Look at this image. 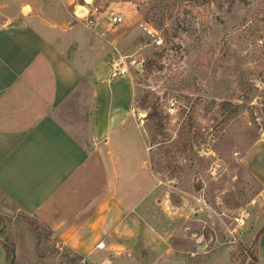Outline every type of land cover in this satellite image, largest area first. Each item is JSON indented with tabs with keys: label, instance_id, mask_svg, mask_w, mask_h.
Returning a JSON list of instances; mask_svg holds the SVG:
<instances>
[{
	"label": "rangeland",
	"instance_id": "obj_1",
	"mask_svg": "<svg viewBox=\"0 0 264 264\" xmlns=\"http://www.w3.org/2000/svg\"><path fill=\"white\" fill-rule=\"evenodd\" d=\"M90 2L52 6L68 11V25L84 26L75 18L81 6L97 7L103 19L117 14L125 20L113 35L122 38L118 59L133 82V103L119 133L122 152L112 148L104 157L112 155L133 185L151 187L165 229L175 230L174 244L202 237L207 248L228 244L230 264H264V233L254 241L264 222V0ZM235 27L239 32L222 41ZM90 107L89 84L82 82L53 117L89 145ZM140 171L148 183L136 176ZM241 213L247 214L241 239L229 244ZM0 239L14 258L7 264H87L1 191Z\"/></svg>",
	"mask_w": 264,
	"mask_h": 264
},
{
	"label": "crops",
	"instance_id": "obj_2",
	"mask_svg": "<svg viewBox=\"0 0 264 264\" xmlns=\"http://www.w3.org/2000/svg\"><path fill=\"white\" fill-rule=\"evenodd\" d=\"M58 1L0 0V191L87 264H230L226 243L174 244L151 187L133 185L122 160L118 172L116 159L104 157L122 152L119 133L133 103L132 80L110 78L121 26L68 25V11L52 6ZM82 82L89 145L53 117ZM136 176L149 181L145 172ZM0 264H7L1 239Z\"/></svg>",
	"mask_w": 264,
	"mask_h": 264
},
{
	"label": "built area",
	"instance_id": "obj_3",
	"mask_svg": "<svg viewBox=\"0 0 264 264\" xmlns=\"http://www.w3.org/2000/svg\"><path fill=\"white\" fill-rule=\"evenodd\" d=\"M83 2L88 5L92 2H87L83 0ZM79 9H84V13H79L75 11V18L77 21L82 23L87 28H94L98 25L102 17V13L99 11L97 7L92 6L91 8H86L85 6L79 7ZM107 21V24L110 27H117V26H123L125 25V20L122 16H119L117 14H110L109 16H105L104 18ZM140 27L143 29V31L149 35L152 38H155L157 36L156 31L153 28H150L149 26H143L140 24ZM155 41V40H154ZM156 45H161V41L157 40L155 41ZM128 77V71L124 65H122L121 60L117 59L114 63H112V71L110 74L111 79H117V78H126ZM247 218V214L241 213L238 217L234 218L233 221L235 225L231 230H229V244H236L238 240L241 239L242 236V227L245 224ZM196 241L199 245H203L202 237H195ZM104 247L103 243H99L96 248L102 249Z\"/></svg>",
	"mask_w": 264,
	"mask_h": 264
},
{
	"label": "trees",
	"instance_id": "obj_4",
	"mask_svg": "<svg viewBox=\"0 0 264 264\" xmlns=\"http://www.w3.org/2000/svg\"><path fill=\"white\" fill-rule=\"evenodd\" d=\"M79 2H80V4H81V3H83V0H79ZM246 22H247V20H242V21H241V24H240V27H241V26H244V24H245ZM240 27H235V28H233V29L231 30L230 33H227V34L223 37L222 41H225V40H227L228 38H231L232 35H233V33H238ZM151 66H152V62H148V64L146 65V67H147L148 69H150ZM263 233H264V224H263V226L257 231V233L255 234V239H254V241H257V242H258L259 237H261ZM2 244H3L4 249H5V252H6V259H8L9 256L12 257V255H11L12 252H11L10 248L6 245L5 242H2ZM250 259H251L254 263H257V262H258L257 251H256V256L251 257Z\"/></svg>",
	"mask_w": 264,
	"mask_h": 264
},
{
	"label": "water",
	"instance_id": "obj_5",
	"mask_svg": "<svg viewBox=\"0 0 264 264\" xmlns=\"http://www.w3.org/2000/svg\"><path fill=\"white\" fill-rule=\"evenodd\" d=\"M85 1H91V0H85ZM79 13H84V9H81L80 11H79ZM14 260V258L12 257V261Z\"/></svg>",
	"mask_w": 264,
	"mask_h": 264
},
{
	"label": "bare ground",
	"instance_id": "obj_6",
	"mask_svg": "<svg viewBox=\"0 0 264 264\" xmlns=\"http://www.w3.org/2000/svg\"><path fill=\"white\" fill-rule=\"evenodd\" d=\"M90 2V1H89Z\"/></svg>",
	"mask_w": 264,
	"mask_h": 264
}]
</instances>
